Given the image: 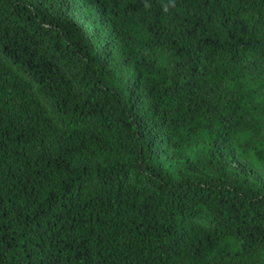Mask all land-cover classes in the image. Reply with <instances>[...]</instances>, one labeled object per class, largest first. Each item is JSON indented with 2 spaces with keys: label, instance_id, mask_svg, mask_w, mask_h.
<instances>
[{
  "label": "trees",
  "instance_id": "1",
  "mask_svg": "<svg viewBox=\"0 0 264 264\" xmlns=\"http://www.w3.org/2000/svg\"><path fill=\"white\" fill-rule=\"evenodd\" d=\"M0 264H264V0H0Z\"/></svg>",
  "mask_w": 264,
  "mask_h": 264
}]
</instances>
